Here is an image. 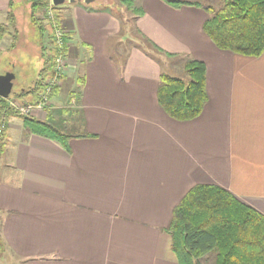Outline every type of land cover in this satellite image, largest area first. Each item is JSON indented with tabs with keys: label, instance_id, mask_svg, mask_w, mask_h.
<instances>
[{
	"label": "crops",
	"instance_id": "1",
	"mask_svg": "<svg viewBox=\"0 0 264 264\" xmlns=\"http://www.w3.org/2000/svg\"><path fill=\"white\" fill-rule=\"evenodd\" d=\"M8 4L0 0V17ZM135 5L142 15L123 26L108 4L55 5L66 72L29 116L69 135L68 149L20 118L8 122L0 155L6 262L177 264L165 229L195 185L219 186L264 215V51L247 58L218 50L198 6ZM137 31L175 57L148 56L130 36ZM180 58L206 67L207 101L185 122L156 99L161 72L177 64L183 74Z\"/></svg>",
	"mask_w": 264,
	"mask_h": 264
},
{
	"label": "trees",
	"instance_id": "2",
	"mask_svg": "<svg viewBox=\"0 0 264 264\" xmlns=\"http://www.w3.org/2000/svg\"><path fill=\"white\" fill-rule=\"evenodd\" d=\"M29 4L31 19L42 9L53 6L52 0H25ZM179 7L195 5L202 8L207 18L202 31L212 44L221 51L256 58L264 51V0H222L218 8L202 4L201 0H163ZM135 0H119V4L132 16L120 19L122 26L130 25L133 18L142 15L134 6ZM14 0H9L5 12L6 22L0 24V42L10 37L7 50L16 47L18 37L13 13ZM55 13V10L53 11ZM56 22V17L54 15ZM49 24L52 22H48ZM47 33L51 48L40 47L41 68L30 88L18 94V102L37 105L44 90V82L54 73L56 49L50 32ZM12 26V27H11ZM10 27L14 31L10 33ZM40 31L47 26L38 25ZM138 37L147 48L168 58L164 53L137 31ZM149 49L144 52L154 58ZM181 59V60H180ZM186 78L169 76L161 72L156 91L160 108L172 119L185 122L197 117L206 101V67L203 62L192 58H180ZM19 117L31 132L50 137L68 149L69 135H65L47 122H40L29 115H22L0 97V155L8 143L7 121ZM170 237V247L177 264H264V215L240 202L235 196L216 185H195L174 207L165 229ZM2 245L0 242V253Z\"/></svg>",
	"mask_w": 264,
	"mask_h": 264
},
{
	"label": "rangeland",
	"instance_id": "3",
	"mask_svg": "<svg viewBox=\"0 0 264 264\" xmlns=\"http://www.w3.org/2000/svg\"><path fill=\"white\" fill-rule=\"evenodd\" d=\"M96 4L101 3L103 5L108 4L109 7L113 11H117L120 15L123 16L125 19L129 15H131L129 12L128 15L124 14V12H127L124 10V8L119 4V0H93ZM202 4H207L210 6H213L214 8H218V6L221 5L222 0H201ZM134 6L135 2H134ZM51 5H48V7L42 9L41 11H38L34 14V19L36 21H33L31 19V11L29 8V4L25 0H14L13 4V13H14V22L12 25L15 27L17 31V37L18 41L16 44V47L11 50H7V46H9L10 43V37L6 36L3 38V42H0V75L5 74L6 72H10L13 75H15V84L12 86L11 91L9 93V98L7 99V103H9L12 107H15L16 105L22 106L25 103L24 102H17L18 94H21L25 90H23L21 93H19V89L22 87L23 89L26 87V89L30 88L33 84L34 79L36 78L37 70L41 68V60H40V47L43 46L47 49V51L51 48L50 41L48 38L47 33L49 32L48 27V20L47 17V11L50 9ZM117 7L118 9H115ZM54 8V7H53ZM55 9H53L54 11ZM52 11L53 16L55 13ZM124 11V12H123ZM122 13V14H121ZM6 22V14L4 16L0 17V24H4ZM38 25L47 26V28L42 32L39 30ZM50 25V32L52 34V23ZM11 26V27H12ZM10 27L9 31L12 34L14 31ZM134 42L141 44L143 48H147V45L144 43L143 40H141L136 34L130 35ZM149 52L151 54H155L156 56L161 55L157 54L155 51H152L149 49ZM161 57V56H159ZM167 63V62H165ZM168 75L173 77H179V78H186L185 72L182 74V69L178 67L177 64H174L173 66L169 67ZM170 70V71H169ZM30 82V83H29ZM25 83L24 86L22 84ZM14 102V103H13ZM19 114L20 111L16 109ZM12 118H19V117H11ZM10 119L7 121H10ZM6 125V126H7ZM5 256L3 252L0 253V264H12L15 260H13L11 257L7 256V262L4 260ZM6 259V258H5ZM15 264H17L15 262Z\"/></svg>",
	"mask_w": 264,
	"mask_h": 264
},
{
	"label": "built area",
	"instance_id": "4",
	"mask_svg": "<svg viewBox=\"0 0 264 264\" xmlns=\"http://www.w3.org/2000/svg\"><path fill=\"white\" fill-rule=\"evenodd\" d=\"M46 19L52 22V40L56 49V57L54 59V73L51 77L47 78L44 82V90L39 96L40 102L37 105L24 104L22 106L16 105L15 108L20 111L22 115H30L35 109L43 108L49 102V95L51 91L59 84L60 80L66 72V54L65 46L67 37L65 31L59 28L54 20L52 14V7L47 11Z\"/></svg>",
	"mask_w": 264,
	"mask_h": 264
},
{
	"label": "water",
	"instance_id": "5",
	"mask_svg": "<svg viewBox=\"0 0 264 264\" xmlns=\"http://www.w3.org/2000/svg\"><path fill=\"white\" fill-rule=\"evenodd\" d=\"M62 0H52V4L56 5L61 3ZM14 75L12 73L6 72L3 75H0V97H7L12 88V80Z\"/></svg>",
	"mask_w": 264,
	"mask_h": 264
}]
</instances>
